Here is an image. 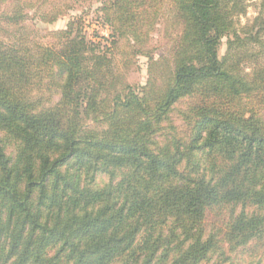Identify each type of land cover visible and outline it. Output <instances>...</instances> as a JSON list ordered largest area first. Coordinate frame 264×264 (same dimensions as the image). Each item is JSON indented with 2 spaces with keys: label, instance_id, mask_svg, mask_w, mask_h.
Instances as JSON below:
<instances>
[{
  "label": "trees",
  "instance_id": "16d2710c",
  "mask_svg": "<svg viewBox=\"0 0 264 264\" xmlns=\"http://www.w3.org/2000/svg\"><path fill=\"white\" fill-rule=\"evenodd\" d=\"M60 4L0 0V264H264V0H100L105 34L39 37Z\"/></svg>",
  "mask_w": 264,
  "mask_h": 264
},
{
  "label": "rangeland",
  "instance_id": "374dc122",
  "mask_svg": "<svg viewBox=\"0 0 264 264\" xmlns=\"http://www.w3.org/2000/svg\"><path fill=\"white\" fill-rule=\"evenodd\" d=\"M55 1L62 2L63 0H55ZM66 1H67V5L60 4V7L63 8V11H65V14L63 16H60L61 18L52 24L38 23L35 17L31 18L34 15L33 10L28 9L30 18L27 20V22L28 24L32 26L37 23L39 24V25L37 24L38 25L37 27H39V31L37 32V35L39 37L46 36L47 35L46 32H48V30H54V29L63 27L69 16L80 14L81 11H83L82 16L84 17L85 30L88 31L90 35H92L91 32L93 29H97L100 34L106 33L105 29L100 28V26L96 24V20H95L94 9L96 8V6H98L100 0H66ZM251 1L253 2L256 0H251ZM256 10H257L256 6L252 3L251 5L248 6L246 15L241 16L239 20L242 23H245L248 20L247 24H249L250 19L256 14L255 13ZM44 38L45 37H43V39ZM151 44L153 46L154 53L156 55H159L161 51L164 49L165 42H163L162 40V25H159L156 28V30L152 33ZM225 49H226V37L224 36L221 39V43L218 49V54L222 55L225 52ZM136 67L137 68L133 69L127 74V80L133 84L143 83L147 77L146 76V67H147L146 58L143 56L137 57ZM171 118L174 124L176 125L180 124V119L178 118L176 113H172Z\"/></svg>",
  "mask_w": 264,
  "mask_h": 264
}]
</instances>
